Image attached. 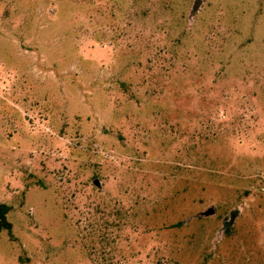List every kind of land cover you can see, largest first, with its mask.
<instances>
[{
  "label": "rangeland",
  "instance_id": "1",
  "mask_svg": "<svg viewBox=\"0 0 264 264\" xmlns=\"http://www.w3.org/2000/svg\"><path fill=\"white\" fill-rule=\"evenodd\" d=\"M0 204V264H264V0H0Z\"/></svg>",
  "mask_w": 264,
  "mask_h": 264
},
{
  "label": "trees",
  "instance_id": "2",
  "mask_svg": "<svg viewBox=\"0 0 264 264\" xmlns=\"http://www.w3.org/2000/svg\"><path fill=\"white\" fill-rule=\"evenodd\" d=\"M8 211L9 208L6 205L0 204V229L8 230L10 228L6 221V214Z\"/></svg>",
  "mask_w": 264,
  "mask_h": 264
},
{
  "label": "water",
  "instance_id": "3",
  "mask_svg": "<svg viewBox=\"0 0 264 264\" xmlns=\"http://www.w3.org/2000/svg\"><path fill=\"white\" fill-rule=\"evenodd\" d=\"M213 214V209L212 208H209L208 210H206L205 212H204V215L205 216H209V215H212ZM237 215V210H235V211H232L231 213H230V222L228 223V224H230L231 223V221L234 219V217Z\"/></svg>",
  "mask_w": 264,
  "mask_h": 264
}]
</instances>
